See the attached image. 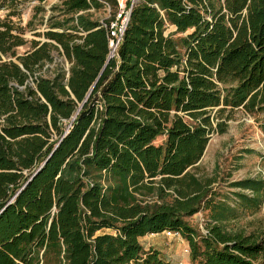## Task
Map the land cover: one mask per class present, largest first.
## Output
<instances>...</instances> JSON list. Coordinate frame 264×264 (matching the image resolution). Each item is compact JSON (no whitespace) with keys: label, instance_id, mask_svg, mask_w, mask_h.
I'll return each mask as SVG.
<instances>
[{"label":"trees","instance_id":"1","mask_svg":"<svg viewBox=\"0 0 264 264\" xmlns=\"http://www.w3.org/2000/svg\"><path fill=\"white\" fill-rule=\"evenodd\" d=\"M23 1L44 10L0 0V264H171L139 241L164 231L192 264H264V237L227 227L264 177L197 170L236 110L264 134V0H126L113 56L118 0H63L42 40L10 19Z\"/></svg>","mask_w":264,"mask_h":264},{"label":"rangeland","instance_id":"2","mask_svg":"<svg viewBox=\"0 0 264 264\" xmlns=\"http://www.w3.org/2000/svg\"><path fill=\"white\" fill-rule=\"evenodd\" d=\"M62 1L44 0L41 4L44 10L41 12H36L34 8L37 3L23 1L19 6L10 8V19L23 29L24 39L42 40L43 37L34 36V32H42L45 29L44 20L50 14L51 8L59 6ZM123 2L125 3L126 0ZM91 12L93 18L103 21L112 15L113 8L107 4L103 8L91 9ZM23 50L24 48H19L18 52L22 53ZM257 118H261V115L251 116L242 110H236L227 122L224 133L210 135L197 170L200 173H216L222 191L237 190L228 187L230 182L255 177L258 174L264 177V163L261 159V155H264V134L259 127L260 121H256ZM229 198L228 202L235 205V198L231 194ZM236 212L237 216L228 221L229 229L243 228L246 232L258 231L264 237V206L254 211L239 206ZM205 219L206 212L200 211L188 220L193 227L204 231ZM141 242L145 249L158 250L160 255L171 264H192L189 252L185 251L188 245L179 234L166 235L163 232L147 235Z\"/></svg>","mask_w":264,"mask_h":264},{"label":"built area","instance_id":"3","mask_svg":"<svg viewBox=\"0 0 264 264\" xmlns=\"http://www.w3.org/2000/svg\"><path fill=\"white\" fill-rule=\"evenodd\" d=\"M119 2V7L120 11L117 14V18L115 21L110 22L108 25L109 28V34L112 37L109 43V48H110V56L114 55V52L118 46V43L123 35V32L125 30V27L127 25L128 19H129V12H130V7L125 8L123 0H118ZM105 27L106 24H104ZM166 235H178V233L170 232V231H164ZM186 252H189L188 249H185Z\"/></svg>","mask_w":264,"mask_h":264},{"label":"crops","instance_id":"4","mask_svg":"<svg viewBox=\"0 0 264 264\" xmlns=\"http://www.w3.org/2000/svg\"><path fill=\"white\" fill-rule=\"evenodd\" d=\"M162 233H163V232H162ZM157 234H161V233H157ZM157 234H156V235H157ZM148 235H153V234H148ZM154 235H155V234H154ZM146 236H147V235H145V236H143V237H141V238L139 239L140 243H142L141 240H142L143 238H146Z\"/></svg>","mask_w":264,"mask_h":264}]
</instances>
